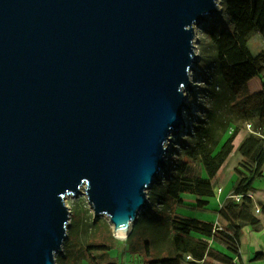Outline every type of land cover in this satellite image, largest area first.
<instances>
[{"label": "water", "instance_id": "95a60500", "mask_svg": "<svg viewBox=\"0 0 264 264\" xmlns=\"http://www.w3.org/2000/svg\"><path fill=\"white\" fill-rule=\"evenodd\" d=\"M220 0H0V264H56L65 202L127 238L183 126Z\"/></svg>", "mask_w": 264, "mask_h": 264}, {"label": "trees", "instance_id": "16d2710c", "mask_svg": "<svg viewBox=\"0 0 264 264\" xmlns=\"http://www.w3.org/2000/svg\"><path fill=\"white\" fill-rule=\"evenodd\" d=\"M221 6L231 28L210 35V39L215 47L216 86L225 88V100L219 101L223 94H215V108L207 111L206 124L196 127L194 143L186 149L177 175L166 185L167 195L176 205L201 211L208 205L205 199L214 197L211 181L232 153L241 125L253 124L255 133L264 128V48L253 55L248 47L254 33L261 36L264 45V0H222ZM256 77L261 79L260 91L237 101L242 89ZM217 112L222 115L215 116ZM237 153L240 160L234 168L231 195L239 197L238 201L232 196L224 200L210 222L173 216L168 256L148 260L150 253L145 244L144 264H235L240 255L242 230H264V203L255 201L252 195L254 183L264 180V139L247 135L239 143ZM200 169L205 178L199 176ZM180 194L195 197L194 203L181 199ZM101 248L109 249L98 245L88 250Z\"/></svg>", "mask_w": 264, "mask_h": 264}, {"label": "rangeland", "instance_id": "374dc122", "mask_svg": "<svg viewBox=\"0 0 264 264\" xmlns=\"http://www.w3.org/2000/svg\"><path fill=\"white\" fill-rule=\"evenodd\" d=\"M221 1L219 16L209 19L195 29L198 62L195 70L189 76L191 91L186 93L184 101L189 109L182 114L183 126L180 127L179 132L170 137L166 166L160 175V180L147 192L149 207L138 216L127 236L128 240H126L127 238L116 239L113 237L111 226L106 218H93V213L84 196L67 199L65 204L70 212V225L62 252L56 256V264H144L147 258L145 244H147L150 253L148 260L166 258L170 250L172 236L170 220L173 216L193 218L199 221L206 220L203 217H208V221L213 220L212 210L213 212L217 210L214 204L218 203L216 198L217 194L219 195L216 188L214 189L216 194L214 193L212 198L205 199L208 201V205L205 210L201 211L193 206L176 205L168 197L166 185L177 175L179 165L181 161H184L186 149L194 143L193 136L196 127L206 124L207 111L215 108V94H223L219 101L225 100V88L216 86L218 71L215 62V47L210 39V35H217L231 28L230 21L222 12ZM248 47L253 55L264 48L262 38L258 33L251 35ZM260 88L261 79L256 77L247 83L236 100L239 101L248 95L255 94L260 91ZM236 100L231 104H235ZM219 115H222V112H217L215 116ZM246 124L241 125L233 145L239 144L249 134H255L264 139L263 128H258L256 133H250ZM252 125L250 124L251 131H253ZM238 161L239 155L235 152L224 166L222 180L231 175L232 169L237 167ZM199 176L205 178L203 169H200ZM257 185L264 187V181L255 182L254 187ZM180 198L187 202L195 200V197L189 194H180ZM98 245L109 247V249L88 250L89 247Z\"/></svg>", "mask_w": 264, "mask_h": 264}, {"label": "crops", "instance_id": "0c3cea01", "mask_svg": "<svg viewBox=\"0 0 264 264\" xmlns=\"http://www.w3.org/2000/svg\"><path fill=\"white\" fill-rule=\"evenodd\" d=\"M238 145L239 144L233 145V151L230 154V156H232L235 152L237 153ZM229 157L227 158V160L229 159ZM227 160L225 161L223 166L220 168L216 176L211 181L212 186H213V192H214V189L216 188V190L219 193V195L217 194V198H216L218 203L214 204L216 209H219V207L224 202V200L232 196L231 194H232L233 186L235 183L234 168L232 169L231 175L227 179L222 180L223 175H224L223 169H224L225 164L227 163ZM239 160H240V157H239ZM222 181L224 182L222 183ZM254 188H255V191L252 194L253 199L255 201L264 203V187L257 185ZM190 202H193V201H190ZM212 214L214 215V218H215L216 211L213 212L212 210ZM203 218L206 219L203 221H208L207 220L208 217H203ZM259 255H262L261 258L255 259V257ZM234 263L235 264H264V230L263 228H260L258 230L244 228L242 230V235L240 239V255L238 259H235Z\"/></svg>", "mask_w": 264, "mask_h": 264}, {"label": "built area", "instance_id": "2783aa9c", "mask_svg": "<svg viewBox=\"0 0 264 264\" xmlns=\"http://www.w3.org/2000/svg\"><path fill=\"white\" fill-rule=\"evenodd\" d=\"M246 125H247L248 132L254 133L253 131L250 130V125L249 124H246ZM231 198L234 199L235 201H238V199H239V197H237V196H234V197L232 196ZM255 212H258V209H256Z\"/></svg>", "mask_w": 264, "mask_h": 264}, {"label": "bare ground", "instance_id": "6f19581e", "mask_svg": "<svg viewBox=\"0 0 264 264\" xmlns=\"http://www.w3.org/2000/svg\"><path fill=\"white\" fill-rule=\"evenodd\" d=\"M116 239H125V237H117Z\"/></svg>", "mask_w": 264, "mask_h": 264}]
</instances>
